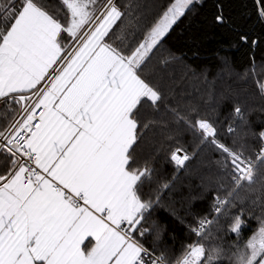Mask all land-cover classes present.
I'll return each instance as SVG.
<instances>
[{"label":"trees","instance_id":"trees-1","mask_svg":"<svg viewBox=\"0 0 264 264\" xmlns=\"http://www.w3.org/2000/svg\"><path fill=\"white\" fill-rule=\"evenodd\" d=\"M76 1L81 11L89 2L90 11L74 29L63 0H0V47L31 3L60 26L64 55L107 0ZM175 1L114 0L118 15L101 45L130 57ZM137 73L156 98L141 99L130 113L135 130L126 169L138 176L141 206L133 241L175 264L197 222L213 218L198 241L201 264H257L264 252V0L194 2ZM18 110L16 100L0 101V138ZM234 158L253 167L246 179ZM15 166L1 149L0 185ZM258 237L263 246L255 257Z\"/></svg>","mask_w":264,"mask_h":264},{"label":"crops","instance_id":"crops-1","mask_svg":"<svg viewBox=\"0 0 264 264\" xmlns=\"http://www.w3.org/2000/svg\"><path fill=\"white\" fill-rule=\"evenodd\" d=\"M59 32L58 23L26 4L0 47V100L29 93L46 78L62 54ZM103 36L86 55L81 49L38 101L44 115L26 149L44 177L25 187L20 169L0 185V264H134L141 254L121 233L124 224L133 228L141 206L138 176L126 169L129 145L115 134L135 130L124 120L147 87L130 69L108 86L84 72Z\"/></svg>","mask_w":264,"mask_h":264},{"label":"built area","instance_id":"built-area-1","mask_svg":"<svg viewBox=\"0 0 264 264\" xmlns=\"http://www.w3.org/2000/svg\"><path fill=\"white\" fill-rule=\"evenodd\" d=\"M106 2L107 3L103 5L100 12L98 13L100 14L99 19L94 20L93 26L103 17L104 12L107 11L110 6H112L114 0H107ZM89 31H86L85 37L88 35L87 32ZM85 37H83V39ZM75 45L77 44L75 43L71 47V49L66 54H64L63 58L57 63V65L48 73L46 78L35 89L26 94H16L5 97L16 100L19 105V110L17 115L9 125L8 129L0 138V150L5 148L16 159V166L9 177L14 175L20 169L25 170L27 174L23 178V185L25 187L31 188L34 185H37L38 179L44 177V174L35 165L37 155L29 152L26 149V143L36 131L44 115V109L38 106V101L44 91L49 88L51 82L58 77L59 72L61 70L60 68H62L61 66L65 63L67 59H69L71 55V50ZM199 126L202 127L203 125L200 124ZM260 138L262 140V150L258 154V160H261L264 156V131L262 132ZM234 159L237 160L236 158ZM237 161L246 172V174L243 175L244 180L251 173L253 167L250 163H243L239 160ZM50 190L54 193L62 192L66 194L64 188L60 187L57 184H51ZM73 204L75 206H80V199L74 198ZM219 205L222 207L224 205V202L220 201ZM218 212L219 209L218 211H216V214ZM212 221L213 218H208L204 220H199L197 222L196 226L192 230V233L194 235V241L186 246V249L183 252L182 256L175 264H201V261L203 259V248L198 241L208 229ZM131 230L132 229L128 227L127 224H124V228L121 229V233L127 239L132 240ZM134 264H165V262L154 254L144 249H141V254Z\"/></svg>","mask_w":264,"mask_h":264},{"label":"rangeland","instance_id":"rangeland-1","mask_svg":"<svg viewBox=\"0 0 264 264\" xmlns=\"http://www.w3.org/2000/svg\"><path fill=\"white\" fill-rule=\"evenodd\" d=\"M63 1L66 3V6L69 7L70 9L71 15L73 17V20H71L72 21L71 27L75 29L78 24V23H75V20L81 22L82 20L85 19L86 14L89 13L90 11L89 2L87 4L88 6L85 5L81 11V8L78 6V3L76 0H63ZM196 1L198 0H176L171 5V7L168 9L166 14L163 15L161 19L157 22V24L154 26V28L151 30V32L146 37V39L139 46L137 51H135L130 57H127V58L121 57L117 55L116 53H114L112 50H110L105 45L97 46L95 49V52L92 53L91 56L89 57L88 66L85 68L84 72L94 74V75H100L99 76L100 79L102 81H105V84L107 86L110 83L113 84L115 82V79L119 77L122 72L124 75L125 74L124 72L127 69H130V71L133 70L136 72L140 64L146 58V56L166 36V34L169 32L172 25L176 22V20L180 18L185 13V11L188 10L192 6V4ZM101 8L98 10V13L100 12ZM98 13H95V15L89 20L86 26L81 30V32L76 37L74 44L76 43L77 45L78 44L79 45L78 46L75 45L73 47V49L71 50V55L69 59H67L65 63L61 66L62 68H60L61 70L59 74L64 70L65 66L69 64L72 61V59H74V57L80 52L81 49L84 51L83 54L91 50L92 46L95 45L96 42L100 40L102 36L105 34V32L111 27V25L113 24V22L115 21L118 15L117 12L112 8V6H110V8L104 12L103 18H101V20L98 21L93 26L94 20L99 19L100 17V14ZM86 31H89V32H87L88 35L85 37ZM71 34H74V33L72 32ZM83 37L85 38L83 39ZM77 42H80V43H77ZM85 55H83L82 58H84ZM62 58L63 57L61 54L59 61ZM138 95H140L139 97L141 99H148L151 101L155 100L156 98V95L149 89H145L143 92L140 91ZM128 121H130V123H133L132 125H134L135 127L133 120H131L129 117H127L126 120H124V123ZM115 138H116V142L121 140V142L124 145L127 144L129 145V148H130L134 142V131L132 130L130 133V130L128 131L126 127H122L116 132ZM261 241L263 240H261L260 237L256 238L253 241L252 247L255 250V254H254L255 257L259 255L258 245H259V242Z\"/></svg>","mask_w":264,"mask_h":264},{"label":"water","instance_id":"water-1","mask_svg":"<svg viewBox=\"0 0 264 264\" xmlns=\"http://www.w3.org/2000/svg\"><path fill=\"white\" fill-rule=\"evenodd\" d=\"M261 90H262V93H263V96H264V82L262 83ZM177 155L181 156V153L177 152Z\"/></svg>","mask_w":264,"mask_h":264}]
</instances>
